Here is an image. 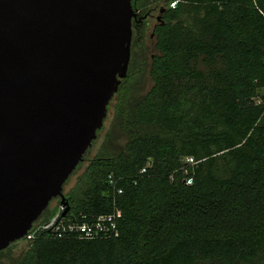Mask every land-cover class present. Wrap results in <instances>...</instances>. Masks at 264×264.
<instances>
[{
	"label": "trees",
	"instance_id": "trees-1",
	"mask_svg": "<svg viewBox=\"0 0 264 264\" xmlns=\"http://www.w3.org/2000/svg\"><path fill=\"white\" fill-rule=\"evenodd\" d=\"M131 5V43L139 45L143 15L162 7L153 83L139 92L143 65L132 69L130 56L104 140L64 192L71 215L119 210L117 234L41 229L21 254L9 255L14 241L1 249L0 264H257L264 252V0ZM57 204L34 221L50 218Z\"/></svg>",
	"mask_w": 264,
	"mask_h": 264
},
{
	"label": "water",
	"instance_id": "water-1",
	"mask_svg": "<svg viewBox=\"0 0 264 264\" xmlns=\"http://www.w3.org/2000/svg\"><path fill=\"white\" fill-rule=\"evenodd\" d=\"M136 17L131 0H0V250L52 198L68 211L63 183L127 73Z\"/></svg>",
	"mask_w": 264,
	"mask_h": 264
},
{
	"label": "rangeland",
	"instance_id": "rangeland-1",
	"mask_svg": "<svg viewBox=\"0 0 264 264\" xmlns=\"http://www.w3.org/2000/svg\"><path fill=\"white\" fill-rule=\"evenodd\" d=\"M161 10H162V7L158 6L157 8L150 10V12H148L149 13L148 15L146 14L147 17H146V22L144 25L143 36L140 39L141 45L133 41L130 45V50H131L130 67L134 69L135 66H137L139 62H141L143 65V80H142L141 87L139 89L140 93L146 92L153 83V80H152V77L149 71L151 60L153 56L157 53V49L155 46L156 38H155L153 27H154V24L160 18ZM199 66L200 68H206L205 66H203L202 63H200ZM116 99H117V93H114L113 98L109 102L108 109H107V115L104 118L102 129L97 133L96 139L93 141V143L90 145V148L85 153V156H84L85 158L83 159L80 166L69 176L68 180L63 185V188H62L63 192L68 191L69 188L76 182L77 178L79 177V175H81L85 166L88 164L89 158L97 152L99 146L103 142L105 133L113 117L114 104L116 102ZM116 139L118 142L123 143L126 140V137L125 135H123L121 132L118 131L116 132ZM49 203L51 206H54L57 204V199L53 198L52 200H50ZM27 243L28 241L25 238H20L14 241L11 244L10 249L8 250L9 255L17 256L21 254L27 248ZM1 260L6 261L7 256H2ZM256 260H257L256 261L257 264H264V252H260ZM198 264H215V263L210 260H201L198 262Z\"/></svg>",
	"mask_w": 264,
	"mask_h": 264
},
{
	"label": "built area",
	"instance_id": "built-area-1",
	"mask_svg": "<svg viewBox=\"0 0 264 264\" xmlns=\"http://www.w3.org/2000/svg\"><path fill=\"white\" fill-rule=\"evenodd\" d=\"M170 5H174V2H170ZM186 161L193 162L192 156H187ZM148 162L147 164H149ZM146 167H142L139 172H144ZM108 179L113 182V177L108 174ZM187 183L191 182V179H186ZM117 192H122V188L119 187ZM64 204L58 203L55 213L48 219L43 221L32 222L30 228L23 236L26 240L34 237L38 230L46 229L57 237L68 236L76 234L81 238L91 239L96 237H107L110 235H116L117 220L116 217L120 214L119 210L114 212L99 213L92 217H86L84 214L80 216L71 215L69 211L63 213Z\"/></svg>",
	"mask_w": 264,
	"mask_h": 264
},
{
	"label": "flooded vegetation",
	"instance_id": "flooded-vegetation-1",
	"mask_svg": "<svg viewBox=\"0 0 264 264\" xmlns=\"http://www.w3.org/2000/svg\"><path fill=\"white\" fill-rule=\"evenodd\" d=\"M148 14H149V13H148ZM148 14H147V15H148ZM147 15L145 16V18L147 17ZM56 199H57V197H56Z\"/></svg>",
	"mask_w": 264,
	"mask_h": 264
}]
</instances>
